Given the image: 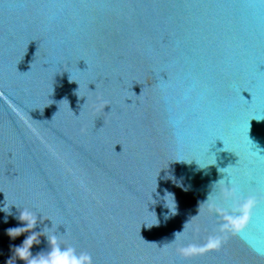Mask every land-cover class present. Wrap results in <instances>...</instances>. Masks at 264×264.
Listing matches in <instances>:
<instances>
[{
    "label": "water",
    "instance_id": "water-1",
    "mask_svg": "<svg viewBox=\"0 0 264 264\" xmlns=\"http://www.w3.org/2000/svg\"><path fill=\"white\" fill-rule=\"evenodd\" d=\"M65 261L264 264V0H0V264Z\"/></svg>",
    "mask_w": 264,
    "mask_h": 264
},
{
    "label": "clouds",
    "instance_id": "clouds-1",
    "mask_svg": "<svg viewBox=\"0 0 264 264\" xmlns=\"http://www.w3.org/2000/svg\"><path fill=\"white\" fill-rule=\"evenodd\" d=\"M208 165H212V164H208ZM208 165H206V166H208ZM152 193H150L151 199H152ZM168 197H172L171 202H169ZM162 200L164 201V206L169 210V213L173 214V210H176V205H175L174 197L172 196V194H170L167 191H165V193H164V195L162 197ZM26 239H28V238H26ZM19 258L22 259L21 257H19ZM26 264H27V262H26Z\"/></svg>",
    "mask_w": 264,
    "mask_h": 264
},
{
    "label": "snow or ice",
    "instance_id": "snow-or-ice-1",
    "mask_svg": "<svg viewBox=\"0 0 264 264\" xmlns=\"http://www.w3.org/2000/svg\"><path fill=\"white\" fill-rule=\"evenodd\" d=\"M61 264H66V261L65 262H61Z\"/></svg>",
    "mask_w": 264,
    "mask_h": 264
}]
</instances>
